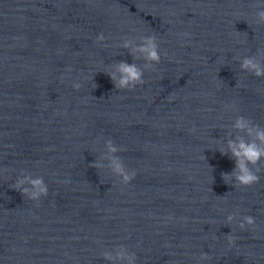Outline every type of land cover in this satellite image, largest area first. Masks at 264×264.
<instances>
[{
  "label": "water",
  "instance_id": "obj_1",
  "mask_svg": "<svg viewBox=\"0 0 264 264\" xmlns=\"http://www.w3.org/2000/svg\"><path fill=\"white\" fill-rule=\"evenodd\" d=\"M260 12L0 0V264H264V156L241 188L232 153L264 149ZM150 36L159 64L140 51ZM122 61L142 85L114 87Z\"/></svg>",
  "mask_w": 264,
  "mask_h": 264
},
{
  "label": "clouds",
  "instance_id": "obj_2",
  "mask_svg": "<svg viewBox=\"0 0 264 264\" xmlns=\"http://www.w3.org/2000/svg\"><path fill=\"white\" fill-rule=\"evenodd\" d=\"M259 16L262 20H264V12H260ZM103 37H98V39H102ZM154 36H150L147 38V46H142L140 48V51L142 53H145V59L148 61H153L157 64H159L161 56L159 52L157 51V45L154 43ZM242 67H252L257 68L256 65L252 64V61L250 59H245ZM118 70L121 73V77L119 81L117 82L115 79H112L114 87H118L120 89H127L132 90L137 85H142L144 83V80L142 79V72L136 67L135 64H127L125 62H120L118 66ZM256 75H261L262 73L257 70ZM78 87V86H77ZM243 125L240 123V121H237V127H242ZM258 136L261 139H264V134H259ZM112 151H115V149H111ZM232 153L233 156L236 158V169L239 170V174L235 176L236 184L239 185L241 188L249 187L259 181V176L257 175V172L259 171V168L256 169V171H252L247 165H256L262 156H264V149H259L254 143L251 144H245L244 142H240L238 146L232 147ZM227 175V174H222ZM130 179L129 176L125 175L124 180L127 182ZM34 186H39L41 184L40 180H35L31 182ZM235 186V185H233ZM20 191V194L23 196L25 195L26 190H20L18 187L17 189ZM41 192H44L45 189L41 188ZM36 198V194L34 193L32 196V199ZM231 220V217H229ZM254 218L252 216L245 215L243 216L242 222L239 224V228L243 230L246 225L252 226L254 224ZM227 244L229 247H231L234 244L235 237L233 235L226 236ZM202 258L209 259L210 257L207 256V254L202 253Z\"/></svg>",
  "mask_w": 264,
  "mask_h": 264
}]
</instances>
